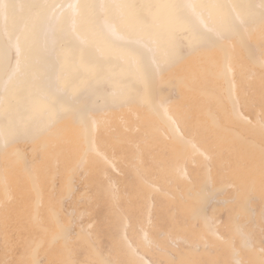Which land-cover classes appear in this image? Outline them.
<instances>
[{
    "label": "rangeland",
    "instance_id": "rangeland-1",
    "mask_svg": "<svg viewBox=\"0 0 264 264\" xmlns=\"http://www.w3.org/2000/svg\"><path fill=\"white\" fill-rule=\"evenodd\" d=\"M133 1L0 0V264H264V0H217L216 17L194 0ZM192 52L219 66L179 70ZM186 80L216 91L226 110L211 120L227 129L191 131L202 101H181ZM213 132L245 138L218 153L202 147ZM238 165L257 188L216 187Z\"/></svg>",
    "mask_w": 264,
    "mask_h": 264
},
{
    "label": "bare ground",
    "instance_id": "bare-ground-1",
    "mask_svg": "<svg viewBox=\"0 0 264 264\" xmlns=\"http://www.w3.org/2000/svg\"><path fill=\"white\" fill-rule=\"evenodd\" d=\"M135 2H136V0H134L132 2V4L134 5ZM194 2L197 4L202 3L205 6L204 10L203 9H199V10L197 9L196 11H194V13H196L198 15H200V13L211 12V13H214V15L216 17L220 13V9L217 8V6H215L218 4L217 0H194ZM232 9H231V11H232L231 14H232L233 18L238 20V21H242L241 11H239L237 8H234V7ZM170 11L172 13H174V9H173L172 4L170 6ZM250 12L253 13L252 10ZM220 17H217V18H220V20H219L220 26H221V28H224L225 26H227L229 20L227 19L226 16H224V14L223 15L221 14ZM250 18H251V20L249 21V24L252 25L253 17L251 16ZM61 22L63 23L64 21H61ZM186 28H190V27L187 26ZM263 30H264V20H263ZM216 33H217V31H214V34H216ZM247 34H249L248 31H246V35ZM145 38H147V37H145ZM145 38L141 39L140 42L145 43V41H146ZM160 38H161L160 34L159 35L157 34L155 37L152 36L151 42L149 43V49H150L151 54L158 52L160 50L161 46H163V43L160 40ZM175 47H174V51L180 53V48L176 45H175ZM219 62H220L219 57H217L211 53L210 54L209 53H202V54L198 53V55H197V54L192 52L186 58V60L181 61V63L179 64L178 67H179V70L182 69L183 67H187V66L190 68L202 67L203 68L202 70H205L206 67H208V66H210L211 68L212 67L215 68V67L219 66ZM263 65H264V61H263ZM14 69H17V66H15ZM229 71H231V68H229ZM232 80L234 81V78H232ZM233 81H231V85H230V94H231L230 99L231 100L236 99L237 94L239 93V83H237L235 81L233 82ZM179 92H180V96H181V101H183V102H187V103L192 104V102L202 101L201 104H200V102L195 103V105H197V106L195 107V110H194V118H193V124L194 125H193L192 130H191L193 133H195L198 128H202L203 125H204V127H206V126H209V124H211L212 127H214L217 131L227 129V125H224V122H220L218 120H216V121L211 120L212 115H213L212 112H213L214 108H219L220 111L226 110V108H224L223 103H220L218 105L217 104L213 105L212 104L213 101L209 99V98H211V96L214 95V93L216 91L198 88L194 84H192L190 81L186 80L185 82H183L181 84ZM201 98H207V99L200 100ZM173 99H176V98H173ZM166 100H168V99H166ZM39 105L42 106L41 103H39ZM115 112H116V109L111 108V120H117V119L121 118V117L118 118L115 115ZM125 115H127V114H125ZM164 115H166V116L169 115V113L166 109H165ZM166 116H164V117H166ZM177 116L178 115L175 113L174 116L171 115L168 118L170 120V122L175 125L174 134H173L172 138H176L181 133L180 132V130H181L180 126L182 125L181 124L182 122L181 121L179 122L178 120L175 119V117H177ZM127 119H128V117L125 116L124 120L127 121ZM250 121H251L250 124H253V121L252 120H250ZM254 126H255V129L259 130L261 128L262 124H261V122L255 120ZM206 128H208V127H206ZM63 130L65 131L64 127H63ZM235 133H236V135L234 137L233 136H219V135H216V132H213V135L210 136V133H208L209 135H207V137H209V138H207V140H206L207 142H205V144H202V147H206V145H210L212 148H217L218 153L219 152L224 153L225 151L235 150V149H237V147H239V145H238V143H240L239 141L242 140L243 138H245V136L243 134L240 135L238 132H235ZM212 137H214V140ZM196 139L197 138H195V140ZM222 139L224 141L225 140L229 141L228 144L230 146L226 147V144L223 143ZM210 140L212 142H209ZM161 143H165V140H162ZM160 145L162 147V144H160ZM194 145H195V141H193V143L190 144L188 147H183L181 149H177V150L175 149V150L171 151V154L173 155V159L176 158L177 156L181 155L182 153L188 151L192 146L194 147ZM248 145L250 148L252 147L251 143ZM251 151L254 152V150H252V149H251ZM211 154H212V152H210V151H207V153L203 152V155L205 157H208ZM214 161H215V164L218 163L217 159H215ZM162 162L166 165L169 164V159H168L167 154L163 155ZM26 166H27V162H26ZM243 169H244V165H238L235 173H232L231 171L229 173H227V172H224V171H226L225 169L220 168V172H218L219 178L217 179V181L215 183L216 187H219L223 184L224 185L232 184V185L236 186L235 188H238V190H240L241 192H244V193L249 192L250 188L256 187V183H254V181L257 180V177H255L253 175L251 176V174H249V172H247L246 169H245V171ZM202 173H203L202 174V179H203L202 182L205 184L207 181V177H208L209 172L207 171L206 174L204 172H202ZM231 175H233V177H231ZM260 175H262V174H260ZM262 177H264V176H262ZM143 189H144L145 196L152 193V189L149 186H146ZM257 189L259 190L260 193H262L264 195V184L263 183H261L260 187ZM237 193L238 192L235 191L234 195H236ZM197 199L199 200L201 198L198 196ZM206 209H207V204L202 205L201 211L204 212V211H206ZM68 233L69 232H67V234ZM210 233H211V235H213L212 234L213 231L211 232V230H210ZM67 237H69V236H67ZM191 243L194 244V249H193L192 258H191V260H192L193 257H196V255H197L196 246L200 243L199 235H197V234L194 235L193 238L191 239Z\"/></svg>",
    "mask_w": 264,
    "mask_h": 264
}]
</instances>
